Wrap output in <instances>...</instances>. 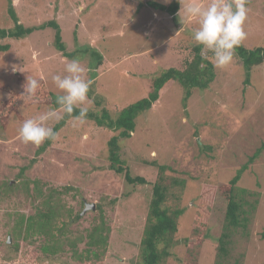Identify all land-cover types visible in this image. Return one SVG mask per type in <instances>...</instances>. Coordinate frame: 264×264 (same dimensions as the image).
Returning a JSON list of instances; mask_svg holds the SVG:
<instances>
[{"label": "rangeland", "instance_id": "374dc122", "mask_svg": "<svg viewBox=\"0 0 264 264\" xmlns=\"http://www.w3.org/2000/svg\"><path fill=\"white\" fill-rule=\"evenodd\" d=\"M9 2L21 26L44 28L23 39H0V48L8 46L0 49V86L9 88L0 87V107L11 92L21 91L27 76L41 81L55 98L62 94L52 81L53 75L64 74L65 64L53 44L57 30L66 53L73 54L67 59L78 57L92 81L89 112L106 110L111 118L146 98L162 72L182 70L194 57L196 20L185 21L181 11L173 21L147 5L168 6L172 0H0L3 30L14 26ZM187 2L208 0H179V10ZM246 6V38L239 45L263 48L264 0H247ZM78 7L83 12L77 13ZM94 52L101 57L96 66ZM201 56L208 57L205 48ZM213 72L209 87L194 89L187 101L178 81L167 82L152 108L135 120L131 136L120 139V158L145 185H129L109 170L107 141L116 133L91 120L79 124L70 118L39 153L44 142L25 144L17 130L25 119L53 107L35 104L12 113L7 127L0 128L1 260L138 264L151 186L158 181L155 163L165 168L164 207L182 210L170 255L161 264H264V148L237 184L256 207L246 228L233 232L227 257H218L226 209L219 187L264 144V62L248 75L234 56ZM62 120L47 125L54 128ZM48 205L57 215L49 238L27 223ZM92 205L93 210L85 209ZM101 235L105 245L94 247L90 242ZM46 246L54 253L43 252Z\"/></svg>", "mask_w": 264, "mask_h": 264}, {"label": "trees", "instance_id": "16d2710c", "mask_svg": "<svg viewBox=\"0 0 264 264\" xmlns=\"http://www.w3.org/2000/svg\"><path fill=\"white\" fill-rule=\"evenodd\" d=\"M147 5L167 13L168 16L175 21L177 12L179 10V0H172L168 6L160 5L156 2H147ZM8 13L14 26L11 30L0 29V39H14L19 40L27 37L34 31H38L44 28L43 25L38 27L24 28L18 22L16 14L13 8L8 3ZM48 26H54V22H49ZM75 37V34H73ZM54 47L65 58H72L73 54L66 53L65 44L62 42L60 32L57 30L54 35ZM1 51H6L8 46L0 48ZM204 48L200 45H195L192 49L194 57L192 60L185 62V67L182 70L168 69L162 72L159 76L152 80V91L148 96L135 104H132L116 115V118H111L106 110L96 114V112H88L86 120L93 121L98 127L107 129L112 133H116L107 141L108 150V162L109 170L123 177L124 181L129 185H145L146 182L141 177H133L130 171L127 169L125 162L120 158V139L128 138L135 130V120L145 112L149 111L153 104L158 100L160 90L163 86L171 81L175 80L185 89V101H187L194 89L204 90L214 80L213 64L209 57L211 53L206 50L208 57L201 56V52ZM239 60L242 67L248 73L253 67L259 66L264 62V47L254 48L252 50L246 49L239 45L236 48L235 55ZM92 58L96 63L101 60L100 55L97 52L92 53ZM20 77V75H19ZM94 78V76H93ZM22 82V81H21ZM24 83L22 82V85ZM40 89L37 96L33 99H29L23 95L24 89L18 93L11 92V98L0 107V128L5 129L7 127L8 117L17 111L20 107H28L35 104L51 106L53 108L58 107L55 104L56 98L51 93H46L43 89L42 82L40 81ZM1 87V86H0ZM4 90L9 88L1 87ZM78 115V109L73 113ZM69 116H64L63 120L54 126L56 132L64 123V121L70 119ZM52 140H45L39 153L48 148ZM264 148V144L260 147L249 159L247 164L243 165L236 174L225 185L219 187L222 197L226 203L224 222L221 229V234L218 238V257L221 259L227 257L228 246L232 243V235L238 229L244 230L248 221V217L253 213L256 207V201L250 203L244 197L250 196V193L245 189H240L237 184L241 175L252 164ZM151 166L158 169V181H156L151 187V199L148 204V210L145 217V224L142 232V238L139 246V262L138 264H161L170 254L169 249L173 246L172 238L178 230V218L182 214V210L169 211L164 207L166 201L167 188L163 184L161 175L164 172L163 166H158L152 163ZM246 206V208H245ZM247 210V211H246ZM49 205L46 210L37 211L36 215L31 218H27L28 228H36V233L42 234L47 238L51 237L52 222L57 217ZM78 219V216L77 218ZM264 237V233L262 234ZM94 247H100L105 245V238L102 235L99 238L94 239ZM55 247V246H54ZM42 251H49V247H43ZM96 256V255H95ZM23 263H30L31 261H22ZM0 264H21V261H15L11 263L1 260Z\"/></svg>", "mask_w": 264, "mask_h": 264}, {"label": "clouds", "instance_id": "9594fccd", "mask_svg": "<svg viewBox=\"0 0 264 264\" xmlns=\"http://www.w3.org/2000/svg\"><path fill=\"white\" fill-rule=\"evenodd\" d=\"M246 5L247 0H208L207 4L184 3L179 10L183 12L185 21L196 20L197 27L192 31V39L211 53L209 59L216 68L228 66L236 48L246 38ZM76 12H83V7H78ZM86 72L78 57L71 60L65 58L64 74L52 76L55 87L62 93L55 100L58 107L25 119L17 130L21 142L39 147L45 140H55L57 133L47 125L49 120L58 122L64 116H69L79 124L85 122L92 103L88 96L92 81L86 78ZM22 87L23 95L33 99L41 85L38 79L27 76ZM77 109L78 115H73Z\"/></svg>", "mask_w": 264, "mask_h": 264}, {"label": "water", "instance_id": "95a60500", "mask_svg": "<svg viewBox=\"0 0 264 264\" xmlns=\"http://www.w3.org/2000/svg\"><path fill=\"white\" fill-rule=\"evenodd\" d=\"M86 210H93L94 209V205H92L91 207H88V206H86V208H85Z\"/></svg>", "mask_w": 264, "mask_h": 264}, {"label": "crops", "instance_id": "0c3cea01", "mask_svg": "<svg viewBox=\"0 0 264 264\" xmlns=\"http://www.w3.org/2000/svg\"><path fill=\"white\" fill-rule=\"evenodd\" d=\"M177 13H179V11L177 12ZM177 16H178V14H177ZM170 17V16H169ZM171 18V17H170ZM172 19V18H171Z\"/></svg>", "mask_w": 264, "mask_h": 264}]
</instances>
